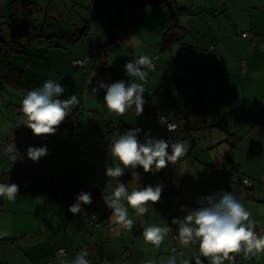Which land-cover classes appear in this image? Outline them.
I'll list each match as a JSON object with an SVG mask.
<instances>
[{
	"label": "crops",
	"instance_id": "crops-1",
	"mask_svg": "<svg viewBox=\"0 0 264 264\" xmlns=\"http://www.w3.org/2000/svg\"><path fill=\"white\" fill-rule=\"evenodd\" d=\"M70 2L75 0H69V5ZM178 2L183 5L184 12L179 14L178 27L169 29L176 33L177 40L172 41L166 51L159 48L161 36L171 24L164 4L129 6L120 11L108 1L105 8L99 9L108 23L101 36L95 37L96 43L107 44L113 51L115 48L112 46L116 44H112V40L120 35L126 44L117 43L120 46L116 54L127 51L133 59L139 55L158 59L155 69H144L148 72L143 94L146 103L143 114L138 117L132 110L124 116L108 111L103 101V89L96 95L84 92L83 102L79 96L83 75L77 72L79 74L68 76L76 71L72 65L74 57L84 59L86 69L95 65V62L87 64L88 56L92 55L88 42L71 52L72 56L51 49L62 46L68 50L63 44L64 39L74 31L70 27L68 31H54L41 41L32 40L27 52L32 46L38 50L33 52L28 62L24 58L18 59V66L23 67L25 72L22 74L24 86L19 87L23 93L17 96L19 102L11 104L15 110L14 121L31 146H46L52 152L35 165V171L29 172L39 175V179L28 176L27 171L15 164L14 168L6 170L0 167V183H13L14 175L18 174L15 184L19 186L14 200L0 197V220L5 217L20 219V223L0 229V239H4L0 242V264H56L54 256L59 248L68 251L64 258L67 264H71L83 244L88 248L89 264H145L148 259L155 264H166L173 254L178 260H191L193 255H198V244L185 248L179 240H171L170 232L164 243L155 248L144 241L143 228L148 225L172 228V219L186 215L182 208L195 209L200 197L220 190L237 196L252 213L256 227L260 225L264 219V0ZM148 5L151 8L145 7ZM119 11L125 14L119 18L120 21L114 18ZM146 16H151L148 21ZM4 21L5 17L0 16V24ZM138 28H143L144 35L137 32ZM202 30L205 31L204 45L200 44ZM93 32L95 35V30ZM139 46L143 47L128 49ZM209 46L214 49L211 62H207L205 57ZM41 48L46 50L40 51ZM21 56L25 57V54ZM241 62L245 63L244 69ZM108 64L115 72L125 71L121 63L116 65L108 61ZM62 73L65 78L58 76ZM46 80L60 81L61 85L64 80L65 84L71 81L67 86L72 88L63 84L65 92L61 98L67 99L75 94L80 101L74 108L78 113L71 124L63 121L54 135L35 136L26 127L20 105L27 91L40 87ZM197 92L204 99L201 111L205 126H198L191 130L190 135L186 134L184 125L195 124L198 119L194 112L188 111L184 116L186 121H179V129L175 131L176 141H183L189 146L186 155L175 163L185 199L175 206L164 202L149 203L148 212L143 217H137L129 209V215L136 224L131 231L120 228L113 222L111 209L103 200L117 182L105 175L106 165L116 163L110 150L108 156L103 153L105 135L112 130L109 138L113 143L124 130L141 128L138 138L142 142L145 132L165 139L164 123L161 117L158 118L159 123L153 121V113H162L175 120L174 117H180V107L185 99ZM222 115L226 118L227 131L213 126ZM10 122L5 117L0 121V138L7 133ZM0 159L5 160L3 157ZM133 171L140 174L141 187L160 184V180L164 182L163 169L144 173L142 168L137 167ZM55 172L58 176H52ZM52 177L69 179L66 183L58 181V185H52L46 182L52 181ZM243 177L250 178V187L241 183ZM119 180L127 185L129 191L134 189L130 170L125 169ZM58 186L59 194L55 191ZM38 192L42 193L38 195ZM81 192L91 193L92 204L82 207L98 217L96 227L90 232L89 216L73 215L68 211ZM22 222L36 227H19ZM172 246L182 253L172 251ZM204 264H208L207 260ZM225 264L232 262L225 261ZM234 264H264V253L247 259L243 254L237 255Z\"/></svg>",
	"mask_w": 264,
	"mask_h": 264
},
{
	"label": "clouds",
	"instance_id": "clouds-1",
	"mask_svg": "<svg viewBox=\"0 0 264 264\" xmlns=\"http://www.w3.org/2000/svg\"><path fill=\"white\" fill-rule=\"evenodd\" d=\"M95 7L89 10L94 11ZM90 27L92 29L91 25ZM116 39L119 40L118 43L122 41L121 37ZM144 69H154L153 61L148 55H139L124 65L125 73L132 82L126 83L120 80L105 84L103 81H97V86L91 87V93L96 95L103 89L105 93L103 101L108 111L124 116L132 110L138 117L143 114V106L146 103L143 94L148 72ZM94 76L95 73L89 78V85L92 84ZM64 92V86L54 80H46L40 87L26 92L20 107L26 120V127L33 135H54L58 126L79 104L80 101L75 94L67 99H61ZM176 129V124H167V131L175 132ZM141 131V128L124 130L112 145L108 146L110 155L116 163L112 166L106 165L105 168V175L117 182L111 193L103 197L104 203L107 208L111 209L113 222L129 231L136 224V221L129 215V209H132L137 217H143L148 212L149 203L151 205L159 203L163 190L162 184L141 187L139 183L141 176L133 170L140 167L144 173L158 172L184 157L189 147L187 143L180 140L173 142L171 137L168 140L152 137L150 132H145L142 142L138 138ZM47 154L46 146H29L26 149L27 158L37 163H40ZM5 155L13 164L22 159L15 146L14 138L5 148ZM125 169L131 171L132 180L135 182V187L131 191L119 180L124 175ZM18 193L17 184L0 183V197L12 201ZM92 202L90 192H81L75 198V202L69 206L68 211L73 215L87 217L89 213L82 205L90 206ZM197 205L195 209L182 208L181 211L186 212V215L183 218L172 219L171 225L177 226L178 240L183 247L188 248L193 244H198V255H193L191 260L185 258L178 260L177 255L173 254L167 259L166 264H193V262L204 264V260H207L208 264H225V261L234 264L237 255L243 254L247 259L250 256L264 253V235L257 234L256 221L252 218V213L246 209L237 196L220 190L200 197ZM171 231L170 226L148 225L143 228L142 236L146 243L159 248ZM87 256V250L82 249L71 264H89ZM56 264H67L62 251ZM145 264H155V262L148 259Z\"/></svg>",
	"mask_w": 264,
	"mask_h": 264
},
{
	"label": "rangeland",
	"instance_id": "rangeland-1",
	"mask_svg": "<svg viewBox=\"0 0 264 264\" xmlns=\"http://www.w3.org/2000/svg\"><path fill=\"white\" fill-rule=\"evenodd\" d=\"M30 1H31V5H29V9L24 11L22 6L15 3L14 1H13V3H11L10 1L0 0V16L8 18L11 15H14V16L17 15L18 19H16L15 22L18 24L24 23L26 16H28V18L31 20V24L33 25L32 27L36 28L37 32H39L43 35L42 36L43 39L48 38L51 34H53L54 31L59 32L63 29H67V31H68L69 27H70V28L74 29L73 32H75L77 29L82 28L86 24L91 25L92 29L95 30V33H96L95 37H97L98 35L101 36V32L105 28L106 23H108V20L104 19V18H106V16H103L102 13H99V9L105 8L106 7L105 5L107 4L106 2H108V1H110L112 4L116 5V9H118L117 7H119L115 0H102L103 2L101 1L102 3L100 2L95 7L94 11L89 10L90 0H75V2H70L71 5L68 4L69 0H30ZM8 3H11V4H8ZM145 7L151 8L149 5L145 6ZM28 10H30V12ZM150 12H152V11H150ZM167 13H168V9H167ZM95 14H96V17H95ZM102 16H103V18H102ZM148 17L150 18L151 16H146L145 17L146 21H148V19H149ZM92 18H93V20H92ZM138 29L139 30L137 32L139 34L144 35L145 32H144L143 28H138ZM241 30L242 31L243 30L250 31V29H241ZM204 32L205 31L202 30L203 34L200 36L201 37L200 44H202V45H204V43L206 41V39H204ZM0 34L5 36V37H7V35H8V31H6V29H4V24H0ZM147 34L153 36L150 31L149 32L147 31ZM75 36L76 35H74L70 38L64 39L65 42H64L63 46H67L68 50H65L62 46H53V47H51V49H56V50H59L61 52H65V54H67V55L69 54L72 56L71 52H73L74 50L77 51V48L79 46L87 45L86 42H88L89 47H90L91 52H92L91 53L92 55L90 58L88 56L87 64L91 65L92 62L93 63L95 62V61H93L94 58H97V56H95V54H94L95 48L96 47H103L104 48L105 44L96 43V39L94 40V39L85 38V33L80 38H78L77 40H75ZM119 37H120V35L116 36L114 39L119 38ZM161 38H162V36H161ZM120 43L126 44L125 40L124 41L122 40ZM120 43H118V44H120ZM112 44H113V42H112ZM118 44L116 43L115 46H112L115 48L113 51H110L109 48L105 45L106 51L108 49V51L106 52L107 57H105V58L107 60L109 59L108 61H110L112 64L118 65L121 63V64L125 65V63L128 62L129 60H132L133 57L131 56L130 52H127V51L123 52V53L117 52L118 54H116L115 51H117L119 49V46L121 45V44L120 45H118ZM142 47L143 46L133 47V48H128V49L129 50H136L137 48H142ZM89 55H90V53H89ZM198 56H202V55L199 54ZM82 60L84 61V59H82ZM95 65H96V62H95ZM107 65L109 66V64H107ZM84 70H86V69H84ZM77 72H79L81 75H83L84 71L82 68H78V70L76 69L75 72L73 70L72 73L68 77H71L73 75V73L75 74ZM121 72H125V71H121ZM79 73H77V74H79ZM58 76L62 77V78L66 77L64 73L58 74ZM83 79L84 78H82L81 90L79 92V96L82 98V100L84 99V90H85ZM58 82H60V81H58ZM70 83H71V81H67L65 84V80L63 81V84H65V86L69 85ZM63 84H62V86H63ZM67 87L72 88L71 86H67ZM22 93H23V89L13 87L12 85H10L8 83H6V84L3 83L0 85V121H2L4 119V117L8 118L9 121L11 120V122H10V125H11V123L14 120H16L15 110L11 106V104L13 102L14 103L19 102V99H17V96H21ZM61 99H63V98H61ZM83 102H84V100H83ZM10 125H9V127H10ZM67 162H68V159H67ZM72 163H73V161H71V165H72ZM14 166L15 165L11 161H9L7 159H5V160L0 159V167H3L5 170L8 168H14ZM16 167H18V166H16ZM18 168H20V167H18ZM27 174H28V176H30L32 178H36V179H39L38 177H40L39 175L36 176L37 174H32V173H28V172H27ZM17 176H18V174L14 175V179L12 180L13 183L18 182V181H15V179H17ZM52 176H58V175L55 172V174L53 173ZM53 179H55V178H53ZM67 179H69V178L60 177V178H58V180L55 179L56 180L55 182L50 181V180H48L46 182H50V184H52V185H58L57 184L58 181H60V183H66ZM59 189H60V187L58 186L57 189L55 190L57 192V194H59ZM38 193H39L38 195H40L42 192H38ZM59 209H61V208H59ZM9 216H10V214H9ZM88 216L90 217V214ZM12 223H14V225L17 223H20V219L16 218V217H13V218L5 217V218L0 220V229L1 228H7ZM23 225H27L28 227H30V229L31 228L34 229L36 227V225H34V224H31V223L30 224H23V222H22V224H19V227H21Z\"/></svg>",
	"mask_w": 264,
	"mask_h": 264
},
{
	"label": "trees",
	"instance_id": "trees-1",
	"mask_svg": "<svg viewBox=\"0 0 264 264\" xmlns=\"http://www.w3.org/2000/svg\"><path fill=\"white\" fill-rule=\"evenodd\" d=\"M6 1H10L11 3H13V1H14L15 3L21 5L24 11L29 9V5H31L30 0H6ZM11 3H8V4H11ZM174 7L178 13L184 12V8L178 7L175 1H174ZM28 11L30 12V10H28ZM114 18L118 21L121 20V19H119L121 17H120V14H118V13H116L114 15ZM16 19H18L17 15L16 16L11 15L8 18L5 17L4 27L6 28V31H8V35H7V37H5V36L0 34V64H1L0 65V85L3 83L4 84L8 83V84L12 85L13 87L19 88L21 86H24V82L22 81V74L25 72V70L23 67L18 66L17 61H18V59L24 58L25 61L28 62L30 56L33 55V52H36L38 50L35 48V46H32V48L30 50L31 52L30 51L27 52V48L30 47L29 43L32 42V40L41 41V39H43L42 38L43 35L41 33L37 32L36 28L32 27L33 25L31 24V20L28 18V16H26V19H25L24 23H22V24L16 23L15 22ZM89 27H90V25H87V24L84 25L82 28L77 29L75 32L71 33L73 35L70 34V37L76 35L75 40H77L78 38H80L85 33V38H87L86 33H87V29ZM174 40H177V38H176V34L173 32V30L172 31L171 30L165 31V33L162 35V38H161V41L159 44L160 50H162V51L169 50L170 44ZM207 49H206V54H205L206 61L211 62L213 60H209L208 55L210 53L208 52ZM39 50L45 51L46 48H41ZM22 54H25V57L21 56ZM75 58H77V57H74L73 59H75ZM213 58H214V56H213ZM73 59H72V61H73ZM107 64H108V60H107ZM72 65L76 69H78V68L83 69V71H84L83 72V78L85 76V72L92 68L91 67L90 69H86L85 63L82 67L73 64V62H72ZM84 69H86V70H84ZM108 72L111 73V74H108L109 77L112 76L111 80L112 79H120V80H124L126 83H128V80H130V78L127 77L125 72H123L124 74H122V72L117 73L113 69H111L109 66H108ZM203 102H204V99H203L202 95L199 94L198 92L191 95V96H188L185 99L184 103L180 107V117H174L175 120L181 121V120H185L184 116H186V113L188 111L194 112V114L198 118L196 123L191 124V125H189V124L184 125L185 130H187L186 134H188V135H190L191 130H193L194 128H197L198 126H205L204 119L202 116V111H201V105ZM213 126H216L217 128H219L223 131H227V122H226L225 115H222L219 118V120L214 123ZM36 146L40 147L38 144ZM36 146H33V147H36ZM47 150H48V154L46 156H48L52 152V150H50L48 148H47ZM163 171H164V182H162L160 180V184L162 183V185H163V190H162V194H161V196L163 197V200L159 201V202H161V203L164 202L165 204H169L170 206H175L176 204H180L185 199V195H184V192H183L180 180H179V174H178V169H177L176 164L170 163L168 167L163 169ZM51 180L54 182L56 181L55 179H51ZM28 190H30V189H27L26 191H28ZM92 225L93 224H91V226ZM94 225H97V224H94ZM91 226H89V224H88V231L89 232L91 231V229L96 227V226L95 227L92 226L93 227L92 228ZM174 226H176V225H174ZM5 240H7V239H5ZM1 241H4V239H0V242ZM86 244H87V242H86Z\"/></svg>",
	"mask_w": 264,
	"mask_h": 264
},
{
	"label": "built area",
	"instance_id": "built-area-1",
	"mask_svg": "<svg viewBox=\"0 0 264 264\" xmlns=\"http://www.w3.org/2000/svg\"><path fill=\"white\" fill-rule=\"evenodd\" d=\"M100 0H90V6L89 9H93L95 7V5L99 2ZM86 36L89 39H94V34L93 31L91 29V27H89L87 29V33ZM115 43H118L119 40H115ZM213 47L209 46L208 47V52L210 53V58H212V54H213ZM94 54L95 56H97V58H94V61L96 62V65L91 68L90 70H87L85 72V76H84V92H89L91 93V87L97 86V81H103L105 84H111L117 81H120V79H112V76L109 77L108 74H111L110 72H108V65H107V59L105 57L106 56V48L104 46L103 47H96L94 50ZM153 61V65L154 68L156 67L157 63H158V59L156 57H152L151 58ZM73 64L82 67L84 65V61L80 58H75L73 59ZM241 67L244 69L245 68V63L241 62ZM95 73V76L92 78V84L89 85L88 84V80L90 77H92V74ZM77 114V110L73 109L72 113L65 118V121H69L68 124H71V122L75 119ZM161 117V121L164 123L165 126V140H168L170 137L172 139L173 142L176 141V136L177 133L175 132H169L167 131V124H176L177 125V129L178 130V126H179V122L178 120H173V119H168V117L166 116H159ZM158 116H156V114L152 117L153 121L155 120H159ZM160 121V120H159ZM12 138H14V142H15V146L17 148V150L19 151V153L22 156L21 160L16 161L14 164H16L18 167H20L21 169L28 171V172H32L34 171V165L37 162H33L30 159L27 158L26 156V149L27 147L31 146L29 144V142L24 139V137L21 135L20 131H19V125L17 122H13L10 126V128L8 129L7 133L0 138V157H3L7 160H9L8 156L5 155V148L7 147V145L9 143L12 142ZM41 160V159H40ZM39 160V161H40ZM11 161V160H9ZM38 161V162H39ZM12 162V161H11ZM241 183L245 186V187H250L252 185V182L250 180V178L248 177H243L240 179ZM125 184V183H124ZM126 185V184H125ZM163 200V197L161 196L160 201ZM96 219H97V214L96 213H90V217H89V226H91V224H93L92 226L95 227V223H96ZM91 226V227H92ZM92 227V228H93ZM94 230V228H93ZM255 231L257 232L258 235H264V219L262 220V222L260 223L259 226H257L255 228ZM171 240L174 242L178 241V228L177 226H173L172 227V231H171ZM82 249H86L88 252V248L87 245L83 244L82 247L80 248V251ZM172 251H175L178 254H181L182 251L177 249L175 246L171 247ZM61 251L63 252L64 257L67 255L68 251L65 248H59L56 252H55V258L57 259L58 256L61 254Z\"/></svg>",
	"mask_w": 264,
	"mask_h": 264
},
{
	"label": "water",
	"instance_id": "water-1",
	"mask_svg": "<svg viewBox=\"0 0 264 264\" xmlns=\"http://www.w3.org/2000/svg\"><path fill=\"white\" fill-rule=\"evenodd\" d=\"M115 1L117 2V5L119 6V7H117L118 8L117 10H120V11H122V9H124L125 7H129V6L147 5V4H164L166 6V8L168 9V18L171 21V24L167 27V30H169L173 27H178L177 21L179 20V14H181V13H178L176 11V9L174 7V1L176 2L178 7L184 8L183 5H181L178 2V0H115ZM120 11L118 12V14H120V17H124L125 14L123 12H120ZM213 53H214V51H213ZM209 60H212V58H209ZM153 114H155V112ZM161 115L166 116L162 113H156V116H158V117ZM155 121L159 123V120H155ZM110 131H112V130H108L107 134L105 135V136H107V138L104 139L105 149H104L103 153L105 156L109 155L108 146L112 145V142L110 141V138H109Z\"/></svg>",
	"mask_w": 264,
	"mask_h": 264
},
{
	"label": "flooded vegetation",
	"instance_id": "flooded-vegetation-1",
	"mask_svg": "<svg viewBox=\"0 0 264 264\" xmlns=\"http://www.w3.org/2000/svg\"><path fill=\"white\" fill-rule=\"evenodd\" d=\"M45 158V157H44Z\"/></svg>",
	"mask_w": 264,
	"mask_h": 264
}]
</instances>
